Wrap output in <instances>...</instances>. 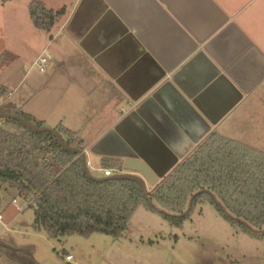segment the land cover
Masks as SVG:
<instances>
[{
  "label": "crops",
  "instance_id": "1",
  "mask_svg": "<svg viewBox=\"0 0 264 264\" xmlns=\"http://www.w3.org/2000/svg\"><path fill=\"white\" fill-rule=\"evenodd\" d=\"M33 1L66 14L51 32L33 24L39 33H12L15 47L3 45L24 56L18 42L29 47L31 39L52 55L44 73L37 59L28 71L19 62L0 70L6 89L0 107L75 133L92 175L103 173L105 159L123 163L113 176L130 173L127 159L167 175L214 133L246 144L251 104L264 109V0H26V6Z\"/></svg>",
  "mask_w": 264,
  "mask_h": 264
},
{
  "label": "trees",
  "instance_id": "2",
  "mask_svg": "<svg viewBox=\"0 0 264 264\" xmlns=\"http://www.w3.org/2000/svg\"><path fill=\"white\" fill-rule=\"evenodd\" d=\"M29 10L34 26L47 32L66 14L65 8L49 10L39 1H33ZM5 96L6 89L0 86V99ZM0 113L45 127L21 110L1 106ZM4 121L0 183L31 204L34 229L53 239L89 238L97 233L121 238L141 206L168 213L170 223L180 228L188 207L192 211L204 202L214 205L232 228L254 238L264 236V151L214 133L146 196L135 180L89 178L81 157L66 150L51 132H37L12 119ZM56 131L69 147L83 150L75 133L63 126ZM102 167L121 172L123 163L105 159Z\"/></svg>",
  "mask_w": 264,
  "mask_h": 264
},
{
  "label": "rangeland",
  "instance_id": "3",
  "mask_svg": "<svg viewBox=\"0 0 264 264\" xmlns=\"http://www.w3.org/2000/svg\"><path fill=\"white\" fill-rule=\"evenodd\" d=\"M5 1L0 0V70L19 62L28 71L36 59L34 66L41 57L50 61L51 51L38 42L31 46L30 35L29 47L18 42V47L26 49L24 56L4 48L10 44L15 47L14 41L17 44L12 33L23 36L28 34L25 30L37 31L26 0ZM258 103L251 104V119L247 116L246 144L264 151V109ZM261 103L264 105V100ZM91 171L97 178L104 176ZM30 205L22 202L15 189L0 183V264H264V236L254 238L232 228L207 202L198 203L192 211L189 206L180 228L170 223L168 213L141 206L118 239L99 233L89 238L72 235L53 239L34 229Z\"/></svg>",
  "mask_w": 264,
  "mask_h": 264
},
{
  "label": "water",
  "instance_id": "4",
  "mask_svg": "<svg viewBox=\"0 0 264 264\" xmlns=\"http://www.w3.org/2000/svg\"><path fill=\"white\" fill-rule=\"evenodd\" d=\"M0 118L15 120L17 122H20V123L26 125L27 127L31 128L37 132H40V133L51 132L52 134L55 135V137L58 139L59 143L66 150H68L70 152L77 153L81 157L82 163H83V168H84L86 175L91 179H95V177L90 173V171L88 169V163H87L85 152L83 150H80V149H73V148L69 147L65 143V141L61 137V135L56 130L47 129V128H39L35 124H32V123L26 121L25 119L18 117L14 114L0 113ZM124 169L130 173L118 174V175H114L112 177H105V178L100 179V180H114V179L135 180L141 185L144 194L146 196H148L147 184H149L150 186H155L159 182V179L163 178L166 175V173H162V174L157 175L155 172L152 171L153 169L150 166H148L146 163H144L143 161L135 160V159H127L125 161V164H124Z\"/></svg>",
  "mask_w": 264,
  "mask_h": 264
},
{
  "label": "built area",
  "instance_id": "5",
  "mask_svg": "<svg viewBox=\"0 0 264 264\" xmlns=\"http://www.w3.org/2000/svg\"><path fill=\"white\" fill-rule=\"evenodd\" d=\"M48 63H49V58H46V57H41V59L39 58L37 66H38L41 73H44L46 71V67H47ZM103 173H104L105 177H112L113 176V171L111 169H104ZM1 219H2V216L0 215V220ZM8 227L9 226H7L6 228H8ZM68 259H71V256H68Z\"/></svg>",
  "mask_w": 264,
  "mask_h": 264
}]
</instances>
